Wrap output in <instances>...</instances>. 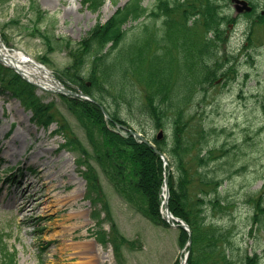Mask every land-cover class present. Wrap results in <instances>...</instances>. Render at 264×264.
Instances as JSON below:
<instances>
[{"label":"trees","instance_id":"1","mask_svg":"<svg viewBox=\"0 0 264 264\" xmlns=\"http://www.w3.org/2000/svg\"><path fill=\"white\" fill-rule=\"evenodd\" d=\"M104 1L83 3L97 11ZM143 1L129 0L77 43H64L68 62L58 71L59 78L92 96L110 115L106 119L95 103L60 95L84 131L87 145L76 138L66 120L55 119V103H44L33 85L0 63L1 92L20 99L41 127L57 123L66 133L63 127L67 124V145L78 152L88 185L92 189L100 185V169L132 209L164 228L169 225L161 214L162 189L165 172L171 168L170 210L190 225L193 234L189 264H259L261 258L255 250L253 255L247 250L239 253V235L236 228H230L231 223L214 220L215 211L224 212L231 205L224 196L231 163L237 156L245 159L260 153L259 147L264 146L258 137L261 132L255 130L264 124L262 118L233 128L213 123L222 107L210 95L216 84L229 85L240 75L246 82L250 79V70L242 74L238 57L230 59L226 50L227 0H157L152 8H146ZM259 24L264 26V17ZM32 32L41 34V28L34 25ZM42 36L48 50L39 59L51 67L52 38L48 31ZM253 48L252 43L248 49L255 52ZM251 51L247 63L254 59ZM263 101L259 99V103ZM257 106L253 103L252 110H258ZM117 124L146 137L163 130V139L155 136L152 141L168 157L169 167H164L153 147L130 132L123 135ZM239 133L241 142H220L225 135ZM239 171L253 174L251 184L263 182L260 191L249 190L245 195L250 211L247 225L251 227L247 234L251 235L264 230V165L254 172L244 165ZM91 192L88 197L93 199ZM116 230L113 224L109 241L120 251L126 239L115 237ZM101 241L108 242L103 232ZM187 241L188 234L180 229L179 244L185 246ZM0 261L16 264L15 253L8 252L2 235Z\"/></svg>","mask_w":264,"mask_h":264},{"label":"rangeland","instance_id":"2","mask_svg":"<svg viewBox=\"0 0 264 264\" xmlns=\"http://www.w3.org/2000/svg\"><path fill=\"white\" fill-rule=\"evenodd\" d=\"M155 1L144 0L143 4L152 8ZM251 1L257 6L258 15L264 0ZM127 2L105 0L97 11H92L83 0H0V45L12 54L24 52L39 62V57L48 50L42 36L48 31L53 46L48 69L59 77L58 71L68 62L65 41L77 43L98 22L108 21ZM232 12L230 17L236 14L235 10ZM37 19L41 34L34 35ZM258 22L253 19L251 23L240 21L227 26L226 50L230 59L238 57V70L242 74L247 68L250 70V79L246 82L240 75L231 84L217 83L212 89L211 97L220 100L222 106L215 114L216 125L233 128L236 124L264 119V101L259 103V99L264 100V27ZM251 42L255 52L248 49ZM249 51L254 53V59H248L247 63ZM38 96L46 104L55 103V119L66 120L76 138L87 145L83 130L62 102L60 93L38 89ZM253 103L258 105V110H252ZM26 108L17 99L0 93V234L5 237L9 251L16 254V264H174L177 260L183 261L188 251L179 244L178 229H163L133 211L102 173L100 185L92 189L82 176L84 167L79 163L78 152L66 145L68 125L63 127L66 133L56 123L49 129L38 127L32 122L31 110ZM255 128L261 132H258L260 144H264V124ZM157 132H150V139ZM240 134L225 135L226 140L222 137L220 142L237 139L241 142ZM259 150L260 153L245 159L237 156L231 163L232 174L226 177L224 195L231 205L224 212L215 211L214 220L220 224L231 223L230 228H236L239 235L242 248L239 253L247 250L248 255H253L255 250L261 258L259 264H264V230L247 234L251 227L247 225L250 211L245 198L249 190L260 191L263 183L259 180L251 184L253 174L244 175L239 171L244 165L251 172L264 165V146ZM89 189L93 199L88 197ZM113 224L117 228L115 237L126 239L120 251L115 250L114 244L105 245L101 241L102 232L105 238L110 236ZM35 226L42 230V235H36ZM88 247H94L95 251L84 253L83 249Z\"/></svg>","mask_w":264,"mask_h":264},{"label":"bare ground","instance_id":"3","mask_svg":"<svg viewBox=\"0 0 264 264\" xmlns=\"http://www.w3.org/2000/svg\"><path fill=\"white\" fill-rule=\"evenodd\" d=\"M0 56L3 58V62L8 65H15L26 79L35 82L39 86L40 91L57 89L58 82L55 80V77L46 69V67L39 66L36 61L33 60L34 62L29 61L27 63H21V60H23V54H11L1 47ZM41 149L42 148H39V151H41ZM28 193L29 191H26V195H28ZM13 205L16 206V203L12 202V206ZM83 250L86 254L93 253L95 251L94 247H88Z\"/></svg>","mask_w":264,"mask_h":264},{"label":"water","instance_id":"4","mask_svg":"<svg viewBox=\"0 0 264 264\" xmlns=\"http://www.w3.org/2000/svg\"><path fill=\"white\" fill-rule=\"evenodd\" d=\"M236 2H237V6H238V7H239L238 4H242V5H243V7L239 8L240 11H242V10H244V9H247L248 11L251 10V8L248 7V4H247L246 2H244V1H240V0H236ZM11 67L15 68L14 66H11ZM15 69L17 70V72H18L19 74L22 75V73H21L17 68H15ZM23 77H24V76H23ZM24 78H25V77H24ZM25 79H26V78H25ZM27 80H28V79H27ZM28 81H29V80H28ZM32 84L36 85L35 83H32ZM58 89H60L64 94H69V95H72V96H75V97H80V98H83V99H85V100H88V101L94 102V100H92V98H90L89 96H87V95H85V94H83V93H76V92H73L72 90H69V89H67V88H65V87H62V86L58 87ZM58 89H57V90H58ZM60 90H58V91H60ZM105 114H106V116H108V114H107L106 112H105ZM135 135L141 137V135H139V134H135ZM162 136H163V133L161 132V133L158 135V138L161 139ZM145 141H146L150 146H152V147L155 148V146H154L152 143L148 142L147 140H145ZM155 150H156L157 153H159V154L162 156V159L164 160V162H165L166 164H168V159L166 158V156H165L164 154H162L160 151H158L156 148H155ZM166 186H167V193H168V196H169L168 178H166ZM166 208H167V211L170 213L169 205H168V204L166 205ZM171 219H172V217H171ZM179 227H180V228H184L185 230L188 231V226H187L184 222H183L182 224H180ZM191 242H192V237H191V232H190L189 244H191ZM183 264H188V258L184 261Z\"/></svg>","mask_w":264,"mask_h":264}]
</instances>
